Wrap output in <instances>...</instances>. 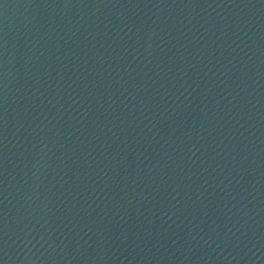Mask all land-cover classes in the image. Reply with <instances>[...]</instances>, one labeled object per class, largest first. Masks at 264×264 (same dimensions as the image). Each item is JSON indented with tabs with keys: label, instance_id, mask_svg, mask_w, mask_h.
I'll return each mask as SVG.
<instances>
[{
	"label": "water",
	"instance_id": "water-1",
	"mask_svg": "<svg viewBox=\"0 0 264 264\" xmlns=\"http://www.w3.org/2000/svg\"><path fill=\"white\" fill-rule=\"evenodd\" d=\"M0 264H264V0H0Z\"/></svg>",
	"mask_w": 264,
	"mask_h": 264
}]
</instances>
